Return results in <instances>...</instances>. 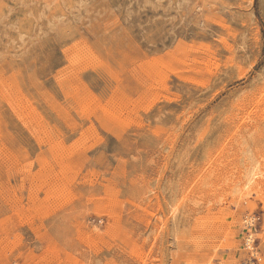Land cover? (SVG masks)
Segmentation results:
<instances>
[{"label":"rangeland","instance_id":"374dc122","mask_svg":"<svg viewBox=\"0 0 264 264\" xmlns=\"http://www.w3.org/2000/svg\"><path fill=\"white\" fill-rule=\"evenodd\" d=\"M0 264H264V0H0Z\"/></svg>","mask_w":264,"mask_h":264},{"label":"bare ground","instance_id":"6f19581e","mask_svg":"<svg viewBox=\"0 0 264 264\" xmlns=\"http://www.w3.org/2000/svg\"><path fill=\"white\" fill-rule=\"evenodd\" d=\"M8 160V159H7ZM247 222V221H246ZM249 222V221H248ZM250 235V234H249ZM251 240H252V237L251 236H249V237H247V243L249 244L250 242H251Z\"/></svg>","mask_w":264,"mask_h":264}]
</instances>
